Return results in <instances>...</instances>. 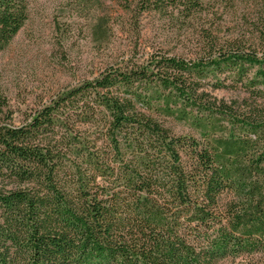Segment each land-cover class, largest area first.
I'll return each instance as SVG.
<instances>
[{
	"label": "trees",
	"instance_id": "1",
	"mask_svg": "<svg viewBox=\"0 0 264 264\" xmlns=\"http://www.w3.org/2000/svg\"><path fill=\"white\" fill-rule=\"evenodd\" d=\"M28 9L0 0V53ZM13 115L0 92V264H264V46L130 57Z\"/></svg>",
	"mask_w": 264,
	"mask_h": 264
},
{
	"label": "rangeland",
	"instance_id": "2",
	"mask_svg": "<svg viewBox=\"0 0 264 264\" xmlns=\"http://www.w3.org/2000/svg\"><path fill=\"white\" fill-rule=\"evenodd\" d=\"M168 6L141 11L138 0H29L24 26L0 53V92L14 120L130 57L141 62L162 51L195 59L212 43L264 46L258 39L264 33L259 0H205L185 12ZM213 93L227 99L234 94L228 89Z\"/></svg>",
	"mask_w": 264,
	"mask_h": 264
}]
</instances>
